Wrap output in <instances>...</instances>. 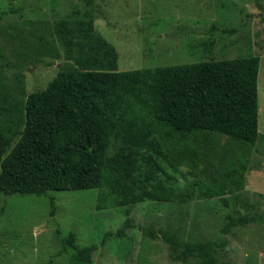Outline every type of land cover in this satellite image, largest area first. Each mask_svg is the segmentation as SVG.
<instances>
[{"label":"rangeland","instance_id":"obj_1","mask_svg":"<svg viewBox=\"0 0 264 264\" xmlns=\"http://www.w3.org/2000/svg\"><path fill=\"white\" fill-rule=\"evenodd\" d=\"M213 23L236 31H210ZM96 39L104 49L88 50ZM0 50L10 61L0 60V124L8 135L24 128L27 95L69 64L123 71L260 57L254 144L209 131L163 138L157 175L175 183L177 195L136 204L128 228H121L125 206L96 208L99 188L0 193V264H202L170 258L162 239L143 238L144 224L179 229L189 241L226 237L219 260L264 264V223L221 231L227 213L254 212L249 203L264 214V0H0ZM107 231L118 234L104 239Z\"/></svg>","mask_w":264,"mask_h":264},{"label":"trees","instance_id":"obj_2","mask_svg":"<svg viewBox=\"0 0 264 264\" xmlns=\"http://www.w3.org/2000/svg\"><path fill=\"white\" fill-rule=\"evenodd\" d=\"M212 30L236 28L213 23ZM0 60L10 65L1 50ZM259 66L258 55L123 71L69 64L45 89L27 95L21 131L8 135L0 124V193L99 188L96 208L125 206L121 228L133 227L136 204L169 202L177 195L175 183L157 175L163 138L209 131L247 145L256 142ZM248 205L254 212L226 214L223 234L249 222L264 223V214ZM141 229L145 239H162L173 260L229 264L219 260L226 237L189 241L169 226ZM114 234L107 231L104 239Z\"/></svg>","mask_w":264,"mask_h":264},{"label":"crops","instance_id":"obj_3","mask_svg":"<svg viewBox=\"0 0 264 264\" xmlns=\"http://www.w3.org/2000/svg\"><path fill=\"white\" fill-rule=\"evenodd\" d=\"M90 0H87V2H89ZM79 18H80V15L78 16ZM81 17H83V19H85L86 20V22H87V24H88V26H92L93 25V22L91 23V21H90V23H89V19L88 18H91V17H86V16H84V14H82L81 15ZM93 27V26H92ZM81 28V27H80ZM83 29H86V28H83ZM81 30H82V28H81ZM87 30V29H86ZM82 31H84V30H82ZM86 35H90L89 34V32H86ZM92 37H93V35H92ZM94 39V38H93ZM92 41H94V40H92ZM97 43L95 44V45H90V46H88V45H86V46H88V50H94V51H98V50H102V49H104V48H102V46L101 45H98V41H97V39L95 40ZM83 46V45H82ZM79 48V47H78ZM86 54H90V53H86ZM117 54V53H116ZM80 55H82V54H80ZM91 55H93V54H91ZM100 56V55H99ZM73 57V56H72ZM95 57H97V56H95ZM75 64V63H74ZM77 67H79V68H81V66H79V65H82V63H80V64H75ZM82 69V68H81Z\"/></svg>","mask_w":264,"mask_h":264}]
</instances>
